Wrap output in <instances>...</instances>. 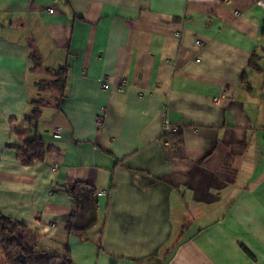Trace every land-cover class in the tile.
<instances>
[{
	"label": "crops",
	"instance_id": "crops-1",
	"mask_svg": "<svg viewBox=\"0 0 264 264\" xmlns=\"http://www.w3.org/2000/svg\"><path fill=\"white\" fill-rule=\"evenodd\" d=\"M39 95L52 148L23 163ZM76 183L96 191L88 238L66 228ZM0 214L74 264H264L262 0H0Z\"/></svg>",
	"mask_w": 264,
	"mask_h": 264
},
{
	"label": "trees",
	"instance_id": "trees-1",
	"mask_svg": "<svg viewBox=\"0 0 264 264\" xmlns=\"http://www.w3.org/2000/svg\"><path fill=\"white\" fill-rule=\"evenodd\" d=\"M30 61L33 67L41 65L38 51L34 48H31ZM47 71H49L48 74L52 75V78L45 80L47 82L39 81L38 85H40L41 90H49V92L55 90L57 94H52L50 100L58 101L66 93L68 69L67 67H59L54 71ZM46 97L39 95L37 99L32 100L30 111L25 115L24 121L33 130L34 136L24 139L22 146L18 148L19 158L23 163H31L32 159L43 160L45 154L52 148L37 131L43 107L51 104V101ZM180 135V132H177L166 136L170 143L169 146L174 144ZM67 190L75 201L76 209L73 210L66 222V228L68 232L85 235L88 238V233L99 224L96 191L86 183L72 184L68 186ZM27 238L33 242V245L28 242ZM0 245L6 255L15 253L17 264H53L59 261H62L63 264H74L68 244L44 247L42 241L39 242L32 236L24 224L2 214H0ZM245 250L248 252L246 248Z\"/></svg>",
	"mask_w": 264,
	"mask_h": 264
},
{
	"label": "built area",
	"instance_id": "built-area-1",
	"mask_svg": "<svg viewBox=\"0 0 264 264\" xmlns=\"http://www.w3.org/2000/svg\"><path fill=\"white\" fill-rule=\"evenodd\" d=\"M262 3L264 4V0H262ZM49 11L52 12L53 9L50 8ZM103 86L105 89H108L110 87V84L108 83V81H106ZM122 88H123V86L121 85L120 89H122ZM225 93H226V91L222 92L220 95H224ZM219 97L216 98V102L218 101ZM101 121H102V118H99L98 123L101 124ZM163 126L164 127H163V138L162 139H163L164 144L166 146H169L170 143L166 139V136L179 132V129L176 125H173L172 123H170V120L167 117H165V119H164V125ZM54 136H55V138H60L62 136V128L61 127H56L54 129ZM54 168L56 169L57 166L55 165Z\"/></svg>",
	"mask_w": 264,
	"mask_h": 264
},
{
	"label": "rangeland",
	"instance_id": "rangeland-1",
	"mask_svg": "<svg viewBox=\"0 0 264 264\" xmlns=\"http://www.w3.org/2000/svg\"><path fill=\"white\" fill-rule=\"evenodd\" d=\"M28 242H30L31 245H33V242L30 241V239H28ZM61 251V250H59ZM62 252V251H61ZM59 252V253H61ZM0 264H17L15 261V253H11V255H6V253L4 252V250L2 249L1 245H0ZM53 264H63L62 261L59 262H54Z\"/></svg>",
	"mask_w": 264,
	"mask_h": 264
}]
</instances>
